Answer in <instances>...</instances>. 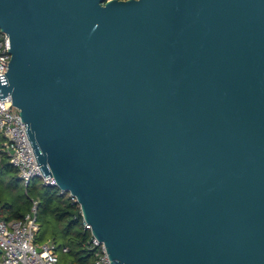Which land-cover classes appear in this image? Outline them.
I'll list each match as a JSON object with an SVG mask.
<instances>
[{
  "label": "water",
  "instance_id": "water-1",
  "mask_svg": "<svg viewBox=\"0 0 264 264\" xmlns=\"http://www.w3.org/2000/svg\"><path fill=\"white\" fill-rule=\"evenodd\" d=\"M0 32V100L110 264H264V0H0Z\"/></svg>",
  "mask_w": 264,
  "mask_h": 264
},
{
  "label": "built area",
  "instance_id": "built-area-1",
  "mask_svg": "<svg viewBox=\"0 0 264 264\" xmlns=\"http://www.w3.org/2000/svg\"><path fill=\"white\" fill-rule=\"evenodd\" d=\"M9 49L8 37L0 32V72L6 83ZM32 150L19 110L12 105L10 95H7L0 100V156H8L10 165L17 171L25 188L33 179H39L43 187L55 188L56 183L52 177H43ZM65 196L75 203V198L70 194ZM37 210V201L31 199L29 210L22 219L5 221L0 218V264H58L54 243L41 246L35 244V235L39 232ZM82 226L90 234V226L83 219ZM86 249L93 254V264L111 263L104 245L91 234ZM61 252L67 253V247H62Z\"/></svg>",
  "mask_w": 264,
  "mask_h": 264
},
{
  "label": "trees",
  "instance_id": "trees-1",
  "mask_svg": "<svg viewBox=\"0 0 264 264\" xmlns=\"http://www.w3.org/2000/svg\"><path fill=\"white\" fill-rule=\"evenodd\" d=\"M0 163L2 168L1 160ZM42 190L37 199L28 198L29 203L31 199L37 201L38 223L52 227L50 229L53 234L61 236L64 243L62 247H67V253L74 264H93V254L86 249L90 234L83 229L79 207L65 195L60 194L57 188L42 186ZM24 215L15 214L8 221L20 220Z\"/></svg>",
  "mask_w": 264,
  "mask_h": 264
},
{
  "label": "rangeland",
  "instance_id": "rangeland-1",
  "mask_svg": "<svg viewBox=\"0 0 264 264\" xmlns=\"http://www.w3.org/2000/svg\"><path fill=\"white\" fill-rule=\"evenodd\" d=\"M0 160L2 161V168L0 165V218L8 221L15 214H26L30 207L28 198L37 199L43 190L39 179L31 180L28 187L25 188L18 178L17 171L10 165L8 156L2 155ZM38 225L39 232L35 235V244L41 246L45 243L54 242L57 247L58 264H74L68 253L61 252L62 244H64L61 236L54 235L50 229L52 227L39 223Z\"/></svg>",
  "mask_w": 264,
  "mask_h": 264
}]
</instances>
